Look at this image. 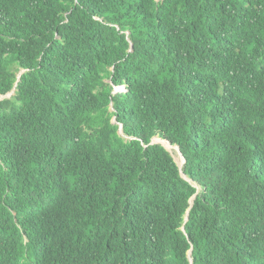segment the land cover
I'll return each instance as SVG.
<instances>
[{
  "label": "trees",
  "instance_id": "16d2710c",
  "mask_svg": "<svg viewBox=\"0 0 264 264\" xmlns=\"http://www.w3.org/2000/svg\"><path fill=\"white\" fill-rule=\"evenodd\" d=\"M0 98V264H264V0H0Z\"/></svg>",
  "mask_w": 264,
  "mask_h": 264
},
{
  "label": "water",
  "instance_id": "95a60500",
  "mask_svg": "<svg viewBox=\"0 0 264 264\" xmlns=\"http://www.w3.org/2000/svg\"><path fill=\"white\" fill-rule=\"evenodd\" d=\"M22 72H23V70L18 74V77H19V79H20V77H21V74H22ZM16 84H17V82H16ZM15 88H16V86H15ZM15 88L13 89V91L12 92H14L15 91ZM117 90H119V89H117ZM8 96V94H5V95H3L1 98H3V97H7ZM0 98V99H1ZM165 141V140H164ZM152 143H162L169 151H171L170 149H169V147L165 144V143H163V142H161V141H159V140H157V139H155V138H153L152 139ZM169 143V142H168ZM170 145H172L171 143H169ZM172 146H176L178 149H179V152H180V154L182 155V153H181V151H180V146L179 145H172ZM182 157H183V155H182ZM183 160H184V162H185V158L183 157ZM177 161V160H176ZM179 164V163H178ZM179 167H180V169L182 168V166L179 164ZM182 175L185 177V178H187L186 177V175H185V173L182 171ZM193 202V201H192ZM191 253H192V249L190 250V252H189V256H190V260H191V262L193 261V259H192V256H191Z\"/></svg>",
  "mask_w": 264,
  "mask_h": 264
},
{
  "label": "rangeland",
  "instance_id": "374dc122",
  "mask_svg": "<svg viewBox=\"0 0 264 264\" xmlns=\"http://www.w3.org/2000/svg\"><path fill=\"white\" fill-rule=\"evenodd\" d=\"M13 94H14V92H10V93L8 94L7 97H11ZM113 121H114V119H113ZM114 122H116V121H114ZM119 133H120L123 137H125L126 139L129 138V137L123 132L122 128H120ZM156 138H158V137H156ZM168 147H169V146H168ZM170 150H171V152L173 153V155H174L175 159L177 160V162H178L180 165H182L184 160H183L182 155L180 154L178 148L175 146V147H172V149H170Z\"/></svg>",
  "mask_w": 264,
  "mask_h": 264
},
{
  "label": "clouds",
  "instance_id": "9594fccd",
  "mask_svg": "<svg viewBox=\"0 0 264 264\" xmlns=\"http://www.w3.org/2000/svg\"><path fill=\"white\" fill-rule=\"evenodd\" d=\"M155 138V137H154ZM158 138H160V137H158ZM162 139V138H161ZM163 140V139H162ZM162 142V141H161ZM167 142V141H166ZM170 143V142H169ZM173 145V144H172ZM179 150V149H178ZM181 151V150H180ZM171 152V151H170ZM172 153V152H171ZM182 153V152H181ZM173 154V153H172ZM183 155V154H182ZM174 156V155H173ZM184 157V156H183ZM182 157V158H183ZM175 158V157H174ZM185 158V157H184ZM176 160V159H175ZM186 161V160H185ZM177 162V161H176ZM178 163V162H177ZM183 164H184V161H183ZM183 164L181 165L182 167H183ZM179 165V164H178ZM182 169V168H181ZM187 177V176H186ZM194 197H195V195L191 198V203L193 204V200H194ZM191 250V249H190ZM190 252V251H189ZM191 256H192V253H191ZM190 257V256H189ZM192 259H193V257H192ZM193 262V261H192Z\"/></svg>",
  "mask_w": 264,
  "mask_h": 264
},
{
  "label": "bare ground",
  "instance_id": "6f19581e",
  "mask_svg": "<svg viewBox=\"0 0 264 264\" xmlns=\"http://www.w3.org/2000/svg\"><path fill=\"white\" fill-rule=\"evenodd\" d=\"M155 139H157V140H159V141H162L163 143L165 142V141H163L161 138H155ZM166 144V143H165ZM167 145V144H166ZM168 146V145H167ZM170 149V148H169Z\"/></svg>",
  "mask_w": 264,
  "mask_h": 264
}]
</instances>
